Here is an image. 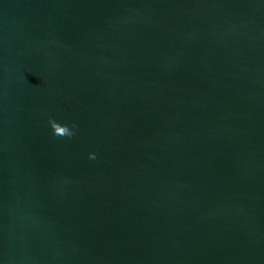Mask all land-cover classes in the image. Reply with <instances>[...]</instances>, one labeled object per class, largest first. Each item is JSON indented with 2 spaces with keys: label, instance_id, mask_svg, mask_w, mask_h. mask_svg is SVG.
Returning a JSON list of instances; mask_svg holds the SVG:
<instances>
[{
  "label": "water",
  "instance_id": "water-1",
  "mask_svg": "<svg viewBox=\"0 0 264 264\" xmlns=\"http://www.w3.org/2000/svg\"><path fill=\"white\" fill-rule=\"evenodd\" d=\"M0 264H264V0H0Z\"/></svg>",
  "mask_w": 264,
  "mask_h": 264
}]
</instances>
